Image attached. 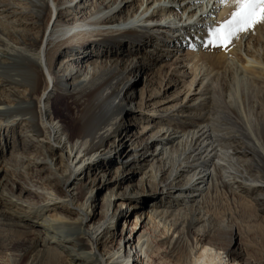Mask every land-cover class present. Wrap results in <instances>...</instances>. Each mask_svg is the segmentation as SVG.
Wrapping results in <instances>:
<instances>
[{"label": "bare ground", "instance_id": "6f19581e", "mask_svg": "<svg viewBox=\"0 0 264 264\" xmlns=\"http://www.w3.org/2000/svg\"><path fill=\"white\" fill-rule=\"evenodd\" d=\"M3 1L0 138L13 139L20 127L23 147L0 158V264H264V94H238L235 109L222 91L203 86L198 99L179 104L151 90L170 59L178 62L169 74L185 77L184 43L202 41L205 20H220L229 3L79 0V9L68 0ZM242 39L251 53L252 37ZM84 48L92 51L86 66ZM142 75L138 94L131 84ZM259 78L254 83L264 85ZM126 118L142 123L139 132ZM118 148L114 172L106 158ZM127 168L140 171L137 184ZM103 188L109 194L96 211ZM222 190L235 206L229 216L238 217L234 247V238L212 229V211L204 213ZM131 208L139 209L132 230L116 239ZM145 225L166 237L147 235ZM20 241L29 247L8 251Z\"/></svg>", "mask_w": 264, "mask_h": 264}, {"label": "rangeland", "instance_id": "374dc122", "mask_svg": "<svg viewBox=\"0 0 264 264\" xmlns=\"http://www.w3.org/2000/svg\"><path fill=\"white\" fill-rule=\"evenodd\" d=\"M1 1H3V0H1ZM141 1L142 0H139V2H141ZM3 2L7 3L5 1H3ZM68 2L69 3L72 2V6H75L76 4L80 5L79 0H75V1L68 0ZM139 2H138V4H139ZM228 3L229 4L226 7L225 14L224 13L222 14L220 20H217L218 22L216 21L215 23L212 22V23L208 24V20H205L207 30L205 29L203 32L204 34H203L202 41L198 40L199 43L196 42V44H193V45L190 42L186 46L184 43V48H183L184 53L182 54V57H180V61L184 64V67H185L183 69V71L185 72V77L184 76L182 78L178 77V76L175 77V76L169 74L170 70L178 62L176 60V58L170 59L168 61L169 62L168 63L169 68H164L159 72L156 84L151 89L152 91H154L155 89H159V90L162 89L163 92L166 93L168 97H170L172 99L177 98V100L179 101L178 102V104H179V103H183L185 101V98L189 95H192L193 97H195V99H198L199 94H196V91H197V89H199L203 86L202 89H204V90L214 89V90H216L217 93H220L222 91L224 93L225 97H227L225 100L226 104H228L229 106H232V107L237 105L236 106L237 108H238V104H237V102H235L236 101L235 97L238 96V94L240 97H242V95H244V91H245V94H247L248 96H251L252 94L253 95L254 94L255 95L264 94V85H259V84L254 83L255 82L254 80L257 79V77H260L259 79L264 80V23H257L252 29L246 31V34L248 33L250 35V37H252V39L250 40V45H251L250 51H251V53H249V54L245 53V45H244L245 43L243 42V39L241 40V38H242V36H244L245 32L239 33L238 36L232 40L231 44L226 49L222 48V47H212V46L208 45V43H207V32H208V30L210 28L215 27L220 22L228 19L230 16V13L233 11V6L231 3V0H229ZM204 4L205 5L207 4V0H204ZM82 7L83 6L80 5L79 9H82ZM12 10H14V9H12ZM127 10L128 9H126V12L124 11V14L127 13ZM180 14H181V11H180ZM47 15L49 17V12ZM71 16L73 17L74 15H71ZM46 23L47 22H45L43 24L44 26L42 25V29L45 28ZM188 39L189 38L186 37L185 41H189ZM240 43H241V46H240L241 48H239L237 46ZM177 49H179V47L175 48L174 50L176 51ZM128 50H130V48H128V47L124 48L125 53ZM130 51H134V50L132 49ZM90 52H92V51L90 49H87V48H84L81 51L80 55L83 56L82 66H86V64H88L87 59H89L90 56H86V55H88ZM252 53H254V54H252ZM105 54H103V52H102V53L98 54V57H96V58L93 57V58L95 60L96 59L99 60V58H103L102 56L105 57ZM174 54H177V53L173 52V55ZM50 55L53 58V61L56 62V55H53V54H50ZM57 63H58V61L56 62V64ZM244 68L247 69L248 71H245ZM173 80L175 81L174 82L175 86H171L170 88H167L166 86L171 84L173 82ZM176 80H178V82ZM134 82H135V84H131V85H133L132 88L138 94H139V91L144 89L146 87V84H147L146 78L143 75L138 77L137 81H135V79H134ZM233 100H235V101H233ZM236 107H234V108L236 109ZM137 120H139V119H137ZM125 122H126V126H130L129 127L130 130H136L138 132H139L138 127L141 128V126H142L141 122L137 123L138 121L137 122L133 121V123H135L136 126H132L133 123H132V121H130V118H126ZM147 122H148V120L143 121V123H145V124ZM5 133L6 132H4V134ZM21 136H22L21 128L17 127L16 129H14V138L13 139L5 141L4 139L0 138V156H1L0 158H2V159L5 158L6 160H9L11 158V156H13L15 154L14 150H18L21 147H23L22 146L23 145V142H22L23 139L21 138ZM128 144L129 143H127V146H128ZM115 145H116V142H115ZM120 154L122 155L121 152H120ZM120 154H119V148H118V149H116L114 154H111L110 157L108 156L106 158V159H108L107 161H109L111 164L110 169H112L114 172L120 171V168H119V167H121L119 165L120 160H121ZM13 163L15 164V162H13ZM136 167L139 168L140 166L137 165ZM128 170H129V168L124 170V175H126V177H129L131 179L129 181L130 183L137 184L142 177L141 174L139 173L140 171L137 170L136 174H133L132 172L127 174ZM98 172H99L98 169H95V167H94L92 170L89 171V176L93 177L94 174L98 173ZM44 173H46V172H44ZM3 175L4 174L2 173L1 176L3 177ZM80 179L84 183L86 182V179L83 178V175L82 176L80 175ZM125 185H126V182H124L122 184V186H121L122 190L125 189ZM108 194H109V191H107V188H103L102 190H100V192L95 194V196H96V199H95L96 211H100V209L103 206L104 197H106V195L108 196ZM157 195L161 196V194H157ZM156 196L154 197V199H156ZM24 199L28 200L29 199L28 195L25 194ZM65 200H67V199H65ZM151 201H153L152 197L147 196V202L151 203ZM208 206L210 209L208 208ZM214 206L215 207L217 206L218 208L217 207L215 208ZM234 207L235 206L233 205L231 199L228 197L227 194H225L224 190H222V191L218 192L217 194H215L212 197V199L206 203V205H205L206 211L204 210L205 211L204 213H206V214L210 213V211H212L211 215L213 216V218L215 217L217 220V221H215L216 223L214 222L211 226L214 231H217V232L219 231L221 233H224L226 236H229V238H231V239L234 238L236 240V241H234L232 247L237 246L238 243L240 244V238H238V235H237V233H238V217L236 219L232 220L231 216H229L232 213V211L234 210ZM225 208H226V210H225ZM30 210L33 212V206H32V209H30ZM218 210L219 211L221 210L220 211L221 213L227 214V215L225 214V218H223L224 214L220 215L219 214L220 212H218ZM230 210H232V211H230ZM138 212H139V209L133 210L132 208L129 209L128 211H126V214L124 212V214L126 215L125 217H127V225L125 227L124 221L121 220L120 224L118 226H116V228H115L116 229V231H115L116 237H117L116 239H120V234L122 233V230H123V235H125V233H126V236L129 235V233L132 230V225L134 224V221H136V219H137L136 213H138ZM215 213H217L221 217L217 216V214H215ZM50 214H52V213H50ZM46 216H47V214H41L38 217V222H40V225H41V223L44 222ZM67 216H73V215L67 214ZM71 218H73V217H71ZM230 219H231V221H230ZM216 224L219 226H217ZM220 224H221V227H220ZM140 226H141V221L139 222L138 228H140ZM216 228H217V230H216ZM141 231L146 232L147 235L153 234L157 238H158V236L159 237L161 236L160 238H162V239H164L167 235L163 228L158 232L155 231V233H154V228L152 227V225H145V227H143L141 229ZM237 239H238V241H237ZM21 242L22 241H20V243H17L15 247L9 248L8 251H10L13 254L22 253L26 248L29 247V245L26 242H22V243ZM236 243H237V245H236ZM157 244L159 245V244H161V242H159ZM18 264H23V260L18 262ZM168 264H170V263H168Z\"/></svg>", "mask_w": 264, "mask_h": 264}, {"label": "snow or ice", "instance_id": "6c2138e0", "mask_svg": "<svg viewBox=\"0 0 264 264\" xmlns=\"http://www.w3.org/2000/svg\"><path fill=\"white\" fill-rule=\"evenodd\" d=\"M231 3L233 11L229 18L207 32V43L212 47L226 49L239 33L252 29L257 23H264V0H231Z\"/></svg>", "mask_w": 264, "mask_h": 264}]
</instances>
